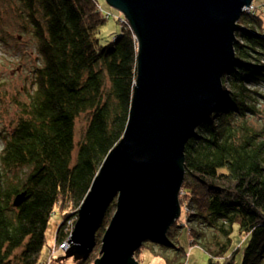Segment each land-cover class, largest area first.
Listing matches in <instances>:
<instances>
[{
  "label": "trees",
  "instance_id": "trees-1",
  "mask_svg": "<svg viewBox=\"0 0 264 264\" xmlns=\"http://www.w3.org/2000/svg\"><path fill=\"white\" fill-rule=\"evenodd\" d=\"M3 1L15 5L42 65L34 71L33 91L17 103L16 120L0 135V264H38L46 261L42 253L52 216L56 211L61 216L54 242L59 245L67 221H76L104 159L123 137L137 44L121 17V32L111 41L96 37L108 19L97 0ZM238 24L223 95L184 150L179 203L185 222L178 228H187L209 264H264V128L249 122L263 113L264 11L243 13ZM80 116L85 125L76 140ZM115 209L112 202L85 259L59 252L54 264H93ZM203 230L212 232L210 241L201 242ZM233 232L244 237L240 247L233 244ZM169 234L155 247L166 264H183L186 253Z\"/></svg>",
  "mask_w": 264,
  "mask_h": 264
},
{
  "label": "water",
  "instance_id": "water-1",
  "mask_svg": "<svg viewBox=\"0 0 264 264\" xmlns=\"http://www.w3.org/2000/svg\"><path fill=\"white\" fill-rule=\"evenodd\" d=\"M105 1L123 14L134 35L137 77L123 137L78 209L64 257L89 255L115 202L93 264H139L135 253L142 244L162 241L181 215L185 145L223 95L238 21L253 0Z\"/></svg>",
  "mask_w": 264,
  "mask_h": 264
},
{
  "label": "rangeland",
  "instance_id": "rangeland-1",
  "mask_svg": "<svg viewBox=\"0 0 264 264\" xmlns=\"http://www.w3.org/2000/svg\"><path fill=\"white\" fill-rule=\"evenodd\" d=\"M97 1L101 9L110 14V17L104 21L96 33V37L102 43H106L112 40L113 35L121 32L122 25L118 18H124V16L109 6L105 0ZM263 1L254 0L258 4ZM260 11H264V8ZM41 65L42 61L36 51L35 39L26 28L24 20L18 16L15 5L0 0V135L9 129L16 120L17 103L25 102L29 93L33 91L34 71ZM260 105L263 113L259 117L249 119L251 125L258 129L264 128V104ZM84 125L85 116H80L76 123V140L80 139ZM2 145L0 141V150ZM181 214L180 219L169 228V235H175L176 245L182 247L186 253L183 264H209L208 254L200 244L192 243L193 239L189 237L187 228H178L182 221L185 222V216L183 213ZM60 221V213L56 211L50 220L46 233V246L42 253V256L47 254L46 260H49L50 253L58 246L54 242ZM203 233L204 238H201V242H204L203 240L210 241L212 232L203 230ZM231 237L236 247H240L244 241V237L237 235L235 232L232 233ZM218 241H224V237L220 234L218 235ZM151 243H143L142 249L138 253L139 263L166 264L163 256L155 247L157 244ZM55 253L54 258L52 257L53 264L55 263L54 259L59 255V253ZM239 257H237V263L240 260ZM40 263H43V261L41 260L38 264Z\"/></svg>",
  "mask_w": 264,
  "mask_h": 264
},
{
  "label": "built area",
  "instance_id": "built-area-1",
  "mask_svg": "<svg viewBox=\"0 0 264 264\" xmlns=\"http://www.w3.org/2000/svg\"><path fill=\"white\" fill-rule=\"evenodd\" d=\"M263 8H264V1L261 4H258L256 2H254V0H253V2H251V4L248 7L244 8L243 11H244V13L255 14L258 11H260V9H263ZM101 11H102V13L104 14V16L106 18H109L110 17V14L105 13L103 10H101ZM75 222H74V220L67 221V223L65 225V228H64V232L66 233V239H65V241L63 243L59 244L57 246V248L50 253L51 255H50L49 260L43 261V263H40V264H51L52 261H53L52 260V257L54 256V253L55 252L56 253H59V252H63L64 253L68 249L69 244H68L67 241L70 239L71 232L73 230V227H74Z\"/></svg>",
  "mask_w": 264,
  "mask_h": 264
},
{
  "label": "bare ground",
  "instance_id": "bare-ground-1",
  "mask_svg": "<svg viewBox=\"0 0 264 264\" xmlns=\"http://www.w3.org/2000/svg\"><path fill=\"white\" fill-rule=\"evenodd\" d=\"M253 2V1H252ZM77 220V219H76Z\"/></svg>",
  "mask_w": 264,
  "mask_h": 264
}]
</instances>
